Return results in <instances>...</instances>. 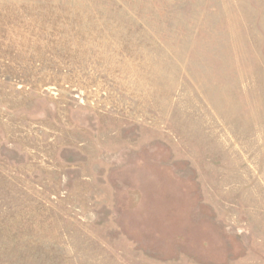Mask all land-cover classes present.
<instances>
[{
    "label": "rangeland",
    "instance_id": "obj_1",
    "mask_svg": "<svg viewBox=\"0 0 264 264\" xmlns=\"http://www.w3.org/2000/svg\"><path fill=\"white\" fill-rule=\"evenodd\" d=\"M0 264H264V0H0Z\"/></svg>",
    "mask_w": 264,
    "mask_h": 264
}]
</instances>
